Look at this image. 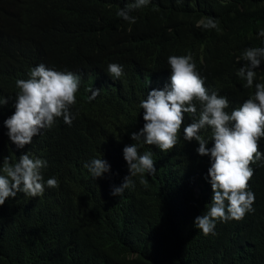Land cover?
I'll return each instance as SVG.
<instances>
[{
    "label": "trees",
    "instance_id": "obj_1",
    "mask_svg": "<svg viewBox=\"0 0 264 264\" xmlns=\"http://www.w3.org/2000/svg\"><path fill=\"white\" fill-rule=\"evenodd\" d=\"M16 1L0 0V101L10 97L0 107V155L14 165L27 153L47 167L43 195L20 192L0 206V264H264V167L255 164L249 181L254 211L217 221L214 234L204 235L194 221L214 195L211 158L183 137L192 117L184 114L168 152L131 137L145 124L141 101L171 84V55L191 53L209 91L228 98L229 113L254 95L255 84L264 83V60L252 88L243 87L237 71L245 49L264 47V0H150L130 13L135 23L117 16L135 0ZM208 17L219 30L195 26ZM41 63L79 78L74 119L69 126L56 118L18 148L4 121L15 112L16 81ZM110 63L123 66L119 79L107 72ZM200 134L214 146L211 128ZM132 144L141 155L152 153L156 172L143 174L146 183L132 177L133 185L113 196V186L130 175L123 149ZM94 158L108 161L111 171L94 179L85 167ZM49 178L59 187H47Z\"/></svg>",
    "mask_w": 264,
    "mask_h": 264
},
{
    "label": "clouds",
    "instance_id": "obj_2",
    "mask_svg": "<svg viewBox=\"0 0 264 264\" xmlns=\"http://www.w3.org/2000/svg\"><path fill=\"white\" fill-rule=\"evenodd\" d=\"M150 0H135L117 12V16L125 21L135 23L130 13L148 5ZM196 27L217 29L218 21L208 17L196 22ZM264 37V28L258 32ZM241 58H238V62ZM242 60L246 63L237 71L240 80L246 81L244 88H252L257 76L256 69L264 60V47H249L244 50ZM171 69V84L164 89H153L146 99L141 101L144 110L145 124L139 133L133 132L132 139L141 136L145 143L157 145L163 152L176 147L178 136L184 124V114L188 113L193 122L183 128V137L187 141L195 139L199 142L196 149L200 156L210 155L211 166L208 177L213 190L211 206L206 213L195 218L194 224L204 235L214 234L217 221L242 220L249 212L254 211L255 194L249 191V181L254 175L253 166L264 167V83L255 84V93L244 100L240 107L231 113L225 111L229 100L218 91L205 86V77L197 70L191 53L187 55H171L168 57ZM107 72L119 79L123 66L110 63ZM16 87L15 112L4 123L8 128L10 140L18 148L31 144L33 138L40 134L41 129H51L55 119L62 117L69 126L74 116L71 107L76 104V93L79 90V78L71 71H57L46 67L43 63L30 70L29 79H18ZM92 92L90 99L100 94V89ZM9 98L0 101V107L8 103ZM200 110L197 117V106ZM211 128L214 146L209 148V141L200 134L202 129ZM130 175L124 178L120 186H113L111 194L122 196L125 189L133 185L132 177L143 174H154L155 164L152 153L141 155L136 144L126 145L123 149ZM0 206L9 197L15 198L23 192L30 197L43 195L44 178L41 170L47 167V161L30 158L25 153L14 165L8 163V157L0 155ZM94 179L111 171V165L105 159L94 158L85 164ZM207 178V177H206ZM47 187L58 188L55 178L46 181ZM206 189V184H205ZM202 188L196 189L197 198Z\"/></svg>",
    "mask_w": 264,
    "mask_h": 264
},
{
    "label": "bare ground",
    "instance_id": "obj_3",
    "mask_svg": "<svg viewBox=\"0 0 264 264\" xmlns=\"http://www.w3.org/2000/svg\"><path fill=\"white\" fill-rule=\"evenodd\" d=\"M17 1H19V0H17ZM17 1H16V2H17ZM16 2H15V3H16ZM5 60H6V59H5ZM57 152H58V151H57ZM253 169H254V168H253ZM257 170H258L257 172H260V170H262V169H261V167H257ZM113 174H114V173H113Z\"/></svg>",
    "mask_w": 264,
    "mask_h": 264
}]
</instances>
